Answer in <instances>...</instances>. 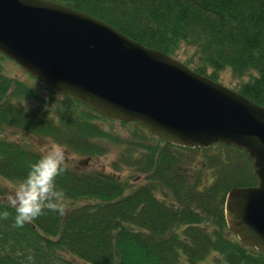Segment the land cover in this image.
<instances>
[{
	"label": "trees",
	"instance_id": "obj_1",
	"mask_svg": "<svg viewBox=\"0 0 264 264\" xmlns=\"http://www.w3.org/2000/svg\"><path fill=\"white\" fill-rule=\"evenodd\" d=\"M58 1L213 80L229 68L237 78L230 87L264 106V0ZM5 58L0 51L1 179L19 182L43 152L28 139L8 137V130L49 136L86 158L113 149L116 156L112 171L68 164L57 178L69 201L64 215L46 209L15 227V212L7 209L0 264H198L210 251L226 264H264V252L239 239L224 216L228 190L257 181L243 148L175 144L138 120L107 117L70 94L43 97L5 70ZM6 193L0 184V195Z\"/></svg>",
	"mask_w": 264,
	"mask_h": 264
},
{
	"label": "water",
	"instance_id": "obj_2",
	"mask_svg": "<svg viewBox=\"0 0 264 264\" xmlns=\"http://www.w3.org/2000/svg\"><path fill=\"white\" fill-rule=\"evenodd\" d=\"M0 51L47 86L172 143L243 148L257 181L228 190L224 216L264 252L263 105L58 0H0Z\"/></svg>",
	"mask_w": 264,
	"mask_h": 264
},
{
	"label": "clouds",
	"instance_id": "obj_3",
	"mask_svg": "<svg viewBox=\"0 0 264 264\" xmlns=\"http://www.w3.org/2000/svg\"><path fill=\"white\" fill-rule=\"evenodd\" d=\"M68 159L67 150L60 144L45 149L27 175L0 195V219L11 215L7 209L15 212V227L31 223L46 209L64 215L69 201L65 191L57 187V178L68 170Z\"/></svg>",
	"mask_w": 264,
	"mask_h": 264
},
{
	"label": "rangeland",
	"instance_id": "obj_4",
	"mask_svg": "<svg viewBox=\"0 0 264 264\" xmlns=\"http://www.w3.org/2000/svg\"><path fill=\"white\" fill-rule=\"evenodd\" d=\"M1 63L3 64L5 70L9 74L13 75L14 77L23 78L26 81H28L30 84H32L33 86L37 87L39 95L44 97V96H47L49 93H52L53 95H55V99L61 100L63 98V95L59 91H58L59 93L50 92L48 89L43 87L39 79H37L36 77H31L30 74L28 75L29 72L24 67H22L19 63H17L15 60L11 59L10 57L1 60ZM243 78H246V75ZM219 80L226 85L233 86L236 83L237 78H235L231 74V71L229 68H225L220 72ZM53 103L54 104H52L51 106H48L47 108H52L56 104V102H53ZM112 126H113V129H118L117 131L121 133L125 132L122 126L118 124L117 122H112ZM6 135L14 139H23V138L28 139L37 149L41 151H44L45 149L49 148L52 144H60L49 136L29 135V134L22 133L21 130H13V131L8 130L6 132ZM60 145L63 146L62 144ZM67 154L69 157L67 163L71 166H76L80 169L97 168V169H103L106 171H112V168L110 166V161L113 158H115L116 149H113L109 151L108 153L99 155L98 157L95 156L93 158H86L83 155H79L69 150H67ZM124 171L121 170L120 171L121 174H123ZM16 183L17 182H14V181L8 182L6 180L1 179L0 177V184L5 186V188L7 189V192L10 191ZM198 264H226V263L223 260H221L219 253H216L215 251H210L206 255L205 258L199 260Z\"/></svg>",
	"mask_w": 264,
	"mask_h": 264
}]
</instances>
